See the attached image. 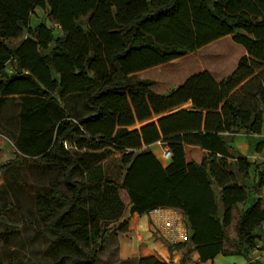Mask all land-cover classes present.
<instances>
[{
	"label": "trees",
	"instance_id": "trees-1",
	"mask_svg": "<svg viewBox=\"0 0 264 264\" xmlns=\"http://www.w3.org/2000/svg\"><path fill=\"white\" fill-rule=\"evenodd\" d=\"M36 8L47 10L61 36L43 22L30 25ZM224 36L244 54L219 80L200 70L156 92L152 79L137 76ZM19 37L17 46L7 43ZM11 60L15 73L0 80V111L5 107L6 126L17 130V156L63 171L70 193L52 185L36 198L42 214L67 203L50 220L55 264H93L101 250L97 242L126 230V222L110 227L126 209L120 189L131 215L182 210L187 239L168 244L169 250L190 245L205 262L219 253L247 256L255 246L254 228L264 222L260 199L235 225L241 248L224 247L233 207L249 196L237 177L258 164L230 152L221 134L243 129L250 136L262 129L264 0H0V71ZM10 95H16L14 103ZM156 142L171 151L166 163L148 148ZM186 145L205 150L200 163L187 161ZM262 148L264 139L256 143ZM105 150L120 154V179L104 175ZM77 168L83 180L71 178ZM258 176L264 186L263 172ZM213 184L220 187L221 214ZM135 263L175 264L154 255ZM246 264L261 263L248 258Z\"/></svg>",
	"mask_w": 264,
	"mask_h": 264
},
{
	"label": "rangeland",
	"instance_id": "rangeland-1",
	"mask_svg": "<svg viewBox=\"0 0 264 264\" xmlns=\"http://www.w3.org/2000/svg\"><path fill=\"white\" fill-rule=\"evenodd\" d=\"M39 22L45 23L55 36L62 35L59 26L50 20L45 8H36L31 15V26ZM21 39L22 37H19L9 40L7 43L14 47ZM52 46L53 43L42 52H49ZM243 54L244 49L241 45L233 42L230 36H224L193 52H184L181 57L171 62L141 71L137 73V76L152 79L154 91L166 92L182 82L187 75L200 70H208L214 78L219 80L235 69ZM136 127H139V124ZM105 151L109 152L101 160L104 175L112 179H120L122 175L120 154L112 150ZM160 152L161 149L158 155ZM95 153H99V151ZM232 153L235 152L232 151ZM204 155V152L201 153L194 148H189L187 151L189 158L201 156L203 158ZM71 176L75 180L84 179L81 168L75 169ZM63 177L64 172L57 168L50 170V168L36 164L28 165L27 162L18 158L12 148L0 149V264H55L50 257L52 244L50 241L53 237L50 232V220L62 212L67 203L56 205L57 211L51 215L50 213L42 214L37 212L36 198L39 193L50 192L52 185L66 197H70ZM120 195L126 206L124 213H128L129 201L122 191H120ZM167 219L165 212L160 209L152 210L146 232L129 231L128 220L130 217L127 215L124 219L117 220L110 227L124 228L125 225L122 226L121 223L126 222V230L116 233L109 232L97 242L96 245H99L101 250L97 252L98 260L93 264H136L135 260L143 256L134 254L122 258L120 250L126 253H134L136 250L142 252L153 242H159L168 247V244L177 243L178 239H185L188 235L185 234L186 230L178 229L179 232H177L175 228L177 225L168 223ZM226 234L227 240L224 246L235 251L240 245L236 238L234 222L227 227ZM180 249L182 255L178 264L181 263L183 254L185 255L184 264L196 263L193 258L194 250L190 245ZM154 256L164 260L159 254Z\"/></svg>",
	"mask_w": 264,
	"mask_h": 264
},
{
	"label": "crops",
	"instance_id": "crops-1",
	"mask_svg": "<svg viewBox=\"0 0 264 264\" xmlns=\"http://www.w3.org/2000/svg\"><path fill=\"white\" fill-rule=\"evenodd\" d=\"M10 40H13V39H10ZM19 43L20 41L17 44H15V46H17ZM15 64L16 63L14 60H11L6 64L4 70L0 71V80L5 81L8 76L13 75L15 73L14 71ZM15 97L16 95L9 96L10 98L9 100L11 101V103L15 102V99H14ZM6 120H7V110L4 107V109L0 111V130H1L0 131V149L5 150L8 148H12V151H15L16 153H18L17 150L15 149L14 141L12 139V135L16 134L17 130L13 126H6ZM221 135H222L223 140L226 142L227 148L230 152L234 151L236 154L238 153L243 156H246L251 162L258 164L257 168L254 165H252L248 169L246 176L239 175L237 177L238 183L245 186V188L247 189L249 193V196L246 202L238 203L233 207L231 224L234 222V226H235L241 212L252 201L256 199H260L261 202L264 204V186L259 185V178H258L259 177L258 172L264 171V148H262L261 150L256 149V143L264 139V116H263L262 129H261V132L258 134L247 136L244 130L240 129L238 130V132H234V133L223 132ZM164 147L165 146L161 142H156L154 144H151L148 148L154 153V155L157 158L161 159V152ZM189 148H194V150H199L201 153L203 152L206 153L205 150L201 149L199 146H196V145H186L185 146V156H186L187 161H195L197 163H200L202 160V156L199 158L197 157L189 158L187 156V151ZM160 149H161V152H160V155H158V152ZM161 161L163 163L167 162L162 159ZM213 189L216 195V199H217L220 214H221L222 206L220 203V187L213 184ZM120 191H122L123 194L128 199L126 191L124 189H120L119 192ZM157 209H160L162 212H165L167 214L168 219L166 221L168 223H173V225H177L175 227L177 229V232H178V229H182V230H186L185 234L186 233L188 234L189 229L187 227V223L184 218V214L182 210L177 209V208H157ZM238 210L239 212L237 213ZM151 211H149L148 213H144V214L134 213L132 215L130 214V212H128V213H124L122 218L124 219L126 215L130 217V220H128V230L129 231L146 232L149 226V215ZM253 233L257 237L255 246L248 250L247 256L243 254H231V255L224 256L219 253L213 259L207 260L205 262H200L198 261V253L194 251L193 253L194 261L196 262V264H246L248 262V258H250L251 261L257 260L261 264H264V222L256 226L254 228ZM186 239H187V236L185 239H181V240L185 241ZM181 240L178 239V242H181ZM239 248L241 247L239 246ZM137 251L138 250L134 251V253L132 252L126 253L123 250H120V254L122 258H125L130 255H134V254H140L141 256L159 254L164 260L166 261L171 260L175 264H178L180 262L181 255H182L180 248L178 249L173 248L172 250H169L167 246L159 242H153L151 245H148V247L144 248L142 252L138 251L137 253Z\"/></svg>",
	"mask_w": 264,
	"mask_h": 264
},
{
	"label": "built area",
	"instance_id": "built-area-1",
	"mask_svg": "<svg viewBox=\"0 0 264 264\" xmlns=\"http://www.w3.org/2000/svg\"><path fill=\"white\" fill-rule=\"evenodd\" d=\"M170 157H171V151L167 147H164L161 152V159L167 161L170 159Z\"/></svg>",
	"mask_w": 264,
	"mask_h": 264
},
{
	"label": "bare ground",
	"instance_id": "bare-ground-1",
	"mask_svg": "<svg viewBox=\"0 0 264 264\" xmlns=\"http://www.w3.org/2000/svg\"><path fill=\"white\" fill-rule=\"evenodd\" d=\"M179 232V231H178Z\"/></svg>",
	"mask_w": 264,
	"mask_h": 264
}]
</instances>
